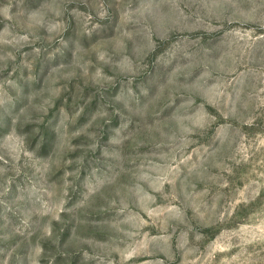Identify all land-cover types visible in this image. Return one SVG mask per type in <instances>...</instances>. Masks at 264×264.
Instances as JSON below:
<instances>
[{
  "label": "rangeland",
  "instance_id": "374dc122",
  "mask_svg": "<svg viewBox=\"0 0 264 264\" xmlns=\"http://www.w3.org/2000/svg\"><path fill=\"white\" fill-rule=\"evenodd\" d=\"M0 264H264V0H0Z\"/></svg>",
  "mask_w": 264,
  "mask_h": 264
}]
</instances>
